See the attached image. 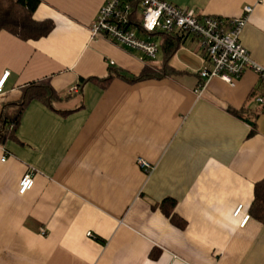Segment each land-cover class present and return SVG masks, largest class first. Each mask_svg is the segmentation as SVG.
<instances>
[{"label":"crops","instance_id":"obj_1","mask_svg":"<svg viewBox=\"0 0 264 264\" xmlns=\"http://www.w3.org/2000/svg\"><path fill=\"white\" fill-rule=\"evenodd\" d=\"M39 1L33 18L53 23L47 36L0 31V113L39 79L57 96L50 107L32 100L0 144V264H264V220L250 215L264 179V76L212 77L198 94L210 67L198 38L185 36L165 63L156 35L151 64L168 69L129 81L148 63L91 36L104 0ZM167 1L224 19L250 5L240 43L264 68V0ZM28 171L33 186L19 194Z\"/></svg>","mask_w":264,"mask_h":264},{"label":"built area","instance_id":"obj_2","mask_svg":"<svg viewBox=\"0 0 264 264\" xmlns=\"http://www.w3.org/2000/svg\"><path fill=\"white\" fill-rule=\"evenodd\" d=\"M133 2L140 5V29L143 37L138 36L130 24ZM252 9L250 5H246L239 17L224 19L206 15L198 17L192 9L179 8L167 0H104L89 30L92 37L102 35L117 45L139 52L147 63L154 62L159 51L158 43L149 37L151 33L189 32L198 38L200 49L210 65L198 73L200 81L195 92L201 94L212 77H219L222 81L233 84L246 70L264 76V68L250 58L248 51L240 43V34ZM7 76L8 72L0 76V93ZM257 101L262 102L263 98L259 97ZM138 164L149 172L148 163L139 159ZM32 186V173L28 171L19 181L18 193L24 194ZM240 214L242 218L239 225L243 227L249 215L243 214L242 206L239 205L233 216Z\"/></svg>","mask_w":264,"mask_h":264},{"label":"trees","instance_id":"obj_3","mask_svg":"<svg viewBox=\"0 0 264 264\" xmlns=\"http://www.w3.org/2000/svg\"><path fill=\"white\" fill-rule=\"evenodd\" d=\"M39 2V0H0V31H7L22 40H37L47 36L53 28V23L50 20L37 21L33 18V12ZM132 5L134 8L130 24L136 30L142 32L139 16L140 5L138 2H133ZM136 13L139 14L136 15ZM188 34L190 33L186 31H171L153 32L149 36L161 35L164 38L162 50L166 63ZM152 65L148 63L140 75H130L125 78L129 81H135L149 77H160L165 73L163 69H168V66L164 65L161 68L163 72H159ZM115 76L124 77L119 72L115 75L110 73L103 79L104 83ZM260 90H264V86H261ZM56 98L57 96L51 88L48 78L39 79L23 86L20 100L13 104L14 112L12 114H8L6 111L0 113V144L14 138L21 112L32 100L37 99L50 107ZM250 215L259 221L264 220V179L254 185V198L250 207Z\"/></svg>","mask_w":264,"mask_h":264},{"label":"rangeland","instance_id":"obj_4","mask_svg":"<svg viewBox=\"0 0 264 264\" xmlns=\"http://www.w3.org/2000/svg\"><path fill=\"white\" fill-rule=\"evenodd\" d=\"M187 37L190 38V34H188Z\"/></svg>","mask_w":264,"mask_h":264}]
</instances>
